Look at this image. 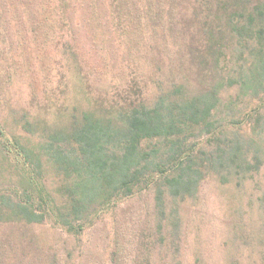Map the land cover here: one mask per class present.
Segmentation results:
<instances>
[{"label":"trees","instance_id":"obj_1","mask_svg":"<svg viewBox=\"0 0 264 264\" xmlns=\"http://www.w3.org/2000/svg\"><path fill=\"white\" fill-rule=\"evenodd\" d=\"M0 226V264H264V0H0Z\"/></svg>","mask_w":264,"mask_h":264},{"label":"rangeland","instance_id":"obj_2","mask_svg":"<svg viewBox=\"0 0 264 264\" xmlns=\"http://www.w3.org/2000/svg\"><path fill=\"white\" fill-rule=\"evenodd\" d=\"M132 202H126L121 205L125 207L130 205ZM113 220L107 216L94 227L89 228L82 236H72L62 231L59 228H54L51 223L43 225H35L31 228L30 236L37 237L41 244L45 247H52L54 249L70 248L77 246L83 248L89 252H106V246L113 237L112 231ZM18 226L6 228L0 226V236L6 235L8 232L16 231ZM69 246V247H68Z\"/></svg>","mask_w":264,"mask_h":264}]
</instances>
